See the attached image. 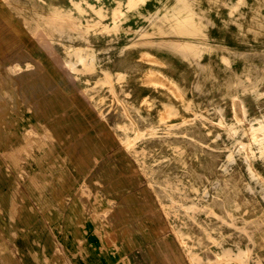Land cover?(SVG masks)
Listing matches in <instances>:
<instances>
[{
    "label": "rangeland",
    "instance_id": "374dc122",
    "mask_svg": "<svg viewBox=\"0 0 264 264\" xmlns=\"http://www.w3.org/2000/svg\"><path fill=\"white\" fill-rule=\"evenodd\" d=\"M37 2L38 62L54 90L35 112L73 119L70 141L99 142L95 252L264 264V0ZM53 101L67 108L51 112ZM87 189L80 177L70 193ZM118 198L142 250L108 227Z\"/></svg>",
    "mask_w": 264,
    "mask_h": 264
},
{
    "label": "crops",
    "instance_id": "0c3cea01",
    "mask_svg": "<svg viewBox=\"0 0 264 264\" xmlns=\"http://www.w3.org/2000/svg\"><path fill=\"white\" fill-rule=\"evenodd\" d=\"M39 3L0 0V264H118V248L110 256L95 252L104 225L99 142L70 141L73 119L35 112L38 102L50 105L54 90L52 72L38 62L46 52L36 37V11L50 8ZM65 106L53 101L50 109ZM80 177L89 196L70 193ZM110 193L103 194L108 204L114 201ZM125 217L118 198L106 225L116 237L123 234L131 253L142 250L143 239L129 235ZM150 248L149 256L156 258Z\"/></svg>",
    "mask_w": 264,
    "mask_h": 264
}]
</instances>
